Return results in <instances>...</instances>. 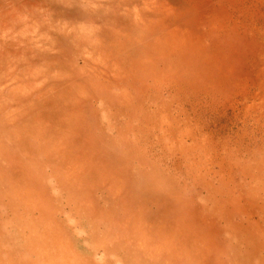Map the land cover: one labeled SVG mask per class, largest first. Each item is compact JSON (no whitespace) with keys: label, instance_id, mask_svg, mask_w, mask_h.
Returning <instances> with one entry per match:
<instances>
[{"label":"rangeland","instance_id":"obj_1","mask_svg":"<svg viewBox=\"0 0 264 264\" xmlns=\"http://www.w3.org/2000/svg\"><path fill=\"white\" fill-rule=\"evenodd\" d=\"M0 264H264V0H0Z\"/></svg>","mask_w":264,"mask_h":264},{"label":"bare ground","instance_id":"obj_2","mask_svg":"<svg viewBox=\"0 0 264 264\" xmlns=\"http://www.w3.org/2000/svg\"><path fill=\"white\" fill-rule=\"evenodd\" d=\"M159 9V8H158ZM122 171H124V168H119V169H117V174L118 173H121ZM62 177H63V179H62V181L65 183V185H67V183H68V181L70 180V178H71V174L69 173V171H68V169L67 170H65L63 173H62ZM1 178H2V180L3 181H1V182H3L2 184L4 185V183L6 182V180H10L11 178L10 177H8L6 174H3L2 176H1ZM13 181V180H12ZM124 182V181H123ZM16 184V183H15ZM14 183H13V186H11V188L9 189V190H5V189H3V191H2V194L3 193H6V191H9V193L11 192L12 194H9V193H6L7 195H10V196H12V197H15V199L17 200V201H19V202H21V203H23L27 208V210L28 211H30V212H32L31 210H35V209H37V210H39L40 211V214H42V216H43V219L41 220V221H43V226H44V228H43V236L41 235V233L39 232V230L38 231H32V236H35V238H34V241L36 242V243H38L39 242V244H40V246L42 247L43 246V244H44V242H46V246H47V249L49 248V247H51V245H52V242H53V239H52V237H53V235L55 234L56 236H60V234L58 233V230L57 229H53L52 228V225H53V221H54V219H51V211H52V209H51V205H50V201L47 199V198H44V196L42 195V193L41 192H37V194L36 193H34V192H32V191H30V189H28L27 187H23V188H21L20 189V187L19 186H16ZM2 185V187L3 188H6V187H4ZM64 185V186H65ZM123 183H122V178L121 177H119L118 176V179H117V183H115V182H112V191H115V193H118V192H120L121 190H123ZM27 188V189H26ZM81 191H85V190H83V188H81L80 187V196H81ZM130 191H132V190H130ZM114 193V194H115ZM123 193V192H122ZM114 196V195H113ZM87 196H85V197H83V199L84 198H86ZM119 198V197H118ZM124 199H125V197H124ZM74 204H75V207L76 208H79V209H81V210H83L84 208V206H86L87 208H91V206L90 205H85V204H83V203H79V202H77L76 200L74 201ZM89 204H91V203H89ZM156 208V207H155ZM86 210V209H85ZM165 210V209H164ZM87 212H89V211H87ZM94 212V210L93 209H91L90 210V214H89V219H91L92 218V213ZM171 212V211H170ZM129 213H126L125 215H123V217L121 218V219H117V221L116 222H113V221H111V220H109L112 224H113V226L115 225V228L117 227L116 225H119L120 227L121 226H123L124 225V223L125 224H127L126 223V220H128V215ZM131 215V214H130ZM161 215H162V213H161ZM132 216V215H131ZM159 217V216H158ZM156 219V218H155ZM157 219H159V218H157ZM53 220V221H52ZM160 220V219H159ZM40 221V222H41ZM148 223H151V224H149V225H152V223L153 222H150L149 220H146ZM187 221V220H186ZM29 226H31V220H29ZM136 222H138V223H140V222H144L143 220H140V219H135V220H133L132 221V223H136ZM156 222H157V220H156ZM189 222V221H188ZM117 223V224H116ZM157 224V223H156ZM160 224V223H159ZM162 225V224H161ZM161 225H159V226H161ZM158 226V225H157ZM165 226V225H164ZM185 226H187V225H185ZM58 227V226H57ZM153 227V226H152ZM149 228V227H148ZM159 229V228H158ZM161 229V228H160ZM154 230V229H153ZM155 230H156V228H155ZM188 230H190V229H188ZM107 231H108V229H107ZM110 232V231H109ZM191 232V231H190ZM141 233L142 234H144L145 236H146V232L144 233V231H141ZM153 233V232H152ZM148 234H149V231H148ZM168 236V235H167ZM139 237V238H138ZM137 237V241H138V243H139V241H142L145 237H143V238H141V236H140V234H139V236ZM150 237V236H149ZM141 238V239H140ZM36 239V240H35ZM168 239H171V237L170 236H168L167 237V240ZM140 246H142L143 245V243H140L139 244ZM39 246V247H40ZM144 246V245H143ZM63 247H65V246H63ZM60 248H61V246H60ZM46 251V250H45ZM47 255H48V257H49V262H50V258L53 256V254H52V252H50L49 250H47ZM64 257V256H63ZM67 257V256H66ZM65 257V259H68V258H66Z\"/></svg>","mask_w":264,"mask_h":264}]
</instances>
